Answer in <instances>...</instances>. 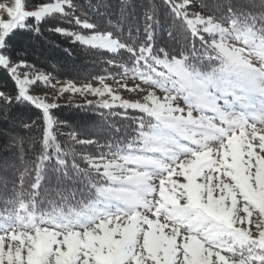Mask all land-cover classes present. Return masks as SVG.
<instances>
[{
  "label": "snow or ice",
  "instance_id": "snow-or-ice-1",
  "mask_svg": "<svg viewBox=\"0 0 264 264\" xmlns=\"http://www.w3.org/2000/svg\"><path fill=\"white\" fill-rule=\"evenodd\" d=\"M164 4L173 25L168 36H183L176 54L155 47V10L144 14L143 39L129 43L77 15L74 0H49L33 10L25 0H0V69L11 81L0 84V109L33 108L44 122L40 154L31 170L20 172L16 194L0 211V264H264V12L227 5L220 17L204 16L189 11L194 0ZM56 17L91 34L51 31L93 49L123 50L132 62L122 66L123 76L164 92L161 98L149 90L142 102H130L102 77V87L73 88L110 96L111 102L101 99L102 108L143 114L130 139L109 144L108 153L83 155L86 168L75 159L69 166L56 142L51 110L58 106L31 94L50 77L21 75L35 66L18 49V37L39 34ZM121 88L144 92L139 85ZM53 160L64 204L76 199L69 183H87L89 198L66 211L54 201L46 211L39 199Z\"/></svg>",
  "mask_w": 264,
  "mask_h": 264
},
{
  "label": "trees",
  "instance_id": "trees-1",
  "mask_svg": "<svg viewBox=\"0 0 264 264\" xmlns=\"http://www.w3.org/2000/svg\"><path fill=\"white\" fill-rule=\"evenodd\" d=\"M49 0H25L26 8L38 6L39 3ZM77 5V15L84 14L90 22L97 25L100 31H111L129 43L143 39V17L146 11L155 10L159 24L155 29V47L158 50L164 47L172 54H176L183 44V36L178 35L176 40L168 36L173 25L169 17L164 0H74ZM126 3V7L122 5ZM198 6L206 13L220 17L226 11L227 5L240 8L246 12L260 15L264 12L262 0H196ZM34 24V19H29ZM259 26V25H258ZM55 27L66 28L69 31H86L59 17L49 19L41 24L39 34L27 33L18 37L17 47L29 65L39 70L51 79L75 80L94 82L99 77L112 73L119 76L124 67L130 68L132 62L129 55L121 50L110 53L106 50H97L75 42L72 37L60 35L51 31ZM188 47H191V37ZM196 47L200 44L197 41ZM114 61L110 64L108 61ZM124 66V67H122ZM11 81L3 69H0V84ZM51 110L55 124L56 142L61 150L67 154V161L71 166L73 159L82 168H86L83 155H97L108 153L109 144H118L130 139L135 133L140 113L135 110L112 109L108 111L94 104L84 105L60 104ZM35 121L30 130L24 128L25 123ZM43 118L39 110L0 109V211L5 202L10 200L16 192L13 185L19 188V174L27 167L32 168L33 161L41 151L43 137ZM76 140H93V144H79ZM11 137L14 141L11 142ZM11 142V143H10ZM54 160L48 163L47 177L40 189L39 199L44 210H51L54 201L56 205L67 209L76 206L78 201L87 200L89 191L84 180L69 183L68 188L76 192V199L66 205L56 195L57 180L52 171ZM34 173L26 178V187L30 188V181Z\"/></svg>",
  "mask_w": 264,
  "mask_h": 264
},
{
  "label": "rangeland",
  "instance_id": "rangeland-1",
  "mask_svg": "<svg viewBox=\"0 0 264 264\" xmlns=\"http://www.w3.org/2000/svg\"><path fill=\"white\" fill-rule=\"evenodd\" d=\"M194 3H195V7L190 8L189 11L200 12L201 15H204V16L211 15L209 13L204 12L196 3V0H194ZM35 7L37 6L26 8V10H33ZM81 32L84 35L91 34L86 31L85 32L81 31ZM25 71H29V74L31 76H34L37 73H43L39 70L23 69L21 71V75H23ZM123 73H124V70L122 71V74H120L119 76L114 75L112 73L102 76V78L104 79V83L109 85L112 88L113 92L118 94L122 99L128 100L130 102H135L137 100H140L142 102L143 95H146L149 90L155 91L158 96L163 98L164 92L161 91L160 89H157L154 86L144 84L141 80H139V78H133L131 73H129L126 77L123 76ZM99 78L94 82H83V81H75V80L69 81V80H62V79L54 80L50 78V81L48 84H44L43 82H40L37 85L33 86L31 94L45 98L46 102L49 104L84 105V104H87L89 101H91L92 104L100 107L99 102L101 101V99H108L109 102H111V97L106 95L105 97L102 98L88 91H73V88L83 89L85 85H89V84L92 85V87H102ZM121 84H126L129 89L135 88L137 85H139V88L144 89V92L141 93L139 91L137 92L128 91L124 88H121ZM61 89H64V91H61ZM178 102L180 105L184 104L182 99H180ZM116 103L119 104V101H117ZM103 109H107L108 111H110V109L108 108H103ZM112 109H122V108L113 107ZM128 110H133V109H128ZM135 111L140 113L139 117L143 115L139 110H135ZM257 126L260 127V125H257ZM10 140L12 142L14 141V138L11 137ZM180 182H183V178H180ZM64 210H67V209H64Z\"/></svg>",
  "mask_w": 264,
  "mask_h": 264
}]
</instances>
